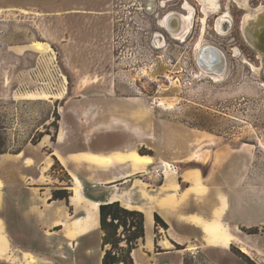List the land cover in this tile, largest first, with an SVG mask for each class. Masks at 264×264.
Wrapping results in <instances>:
<instances>
[{"label": "rangeland", "instance_id": "374dc122", "mask_svg": "<svg viewBox=\"0 0 264 264\" xmlns=\"http://www.w3.org/2000/svg\"><path fill=\"white\" fill-rule=\"evenodd\" d=\"M262 26L264 0H0V148L127 146L145 164L186 151L203 175L213 164L211 180L233 179L245 209L231 246L264 264V51L251 43ZM208 46L224 55L218 74L199 66ZM3 194L0 163V264H99V231L67 247L59 228L28 239L4 220ZM156 239L135 264H246L230 247L182 252Z\"/></svg>", "mask_w": 264, "mask_h": 264}, {"label": "crops", "instance_id": "0c3cea01", "mask_svg": "<svg viewBox=\"0 0 264 264\" xmlns=\"http://www.w3.org/2000/svg\"><path fill=\"white\" fill-rule=\"evenodd\" d=\"M9 136L15 138L10 131ZM15 141L7 144L8 149L0 155L3 213L8 226L25 232L28 239H37L35 233L39 231L59 228V232H64V247L76 244L84 236L99 231V205L116 201L143 213L146 234L142 246L147 253L155 247L154 235L157 244L179 245L184 247L182 252L194 247L229 249L239 235L234 228L238 230L244 225L236 219L245 205L240 202L238 192L237 197L233 196V179L220 183L211 180L213 164L203 175L201 169L194 167L196 164H190L196 161L180 158L186 151L177 157L153 152V163L145 164L136 162L133 148L127 146L111 152L85 149L67 153L61 146L44 143L32 148L24 145L11 152L10 146H15ZM54 158L70 177V187H62V183H67L52 170ZM160 163L175 164L177 170L166 171L164 176L155 174L153 171ZM11 167L18 173L16 184L10 176ZM58 188L71 191L68 205L65 201H50L52 191ZM232 196L236 199L233 202ZM235 204L239 208L234 209ZM154 214L164 220L167 230L155 227ZM148 230L152 231L149 237ZM176 231L188 232L190 240L181 239ZM236 245L249 255L243 245Z\"/></svg>", "mask_w": 264, "mask_h": 264}, {"label": "trees", "instance_id": "16d2710c", "mask_svg": "<svg viewBox=\"0 0 264 264\" xmlns=\"http://www.w3.org/2000/svg\"><path fill=\"white\" fill-rule=\"evenodd\" d=\"M5 150L0 148V155ZM55 159L52 166H60ZM67 177V185L62 187H70V177L64 172ZM71 191L67 188H58L52 191L50 201H65L68 205ZM154 225L157 228L164 230L168 229L164 220L154 214ZM99 232H100V250L102 252L99 264H135L132 253L140 244L144 243L145 224L144 215L142 212L123 207L119 202H106L99 205ZM258 229H254L249 234H257ZM178 249L184 247L175 245ZM230 250L242 259L246 264H254L246 254L240 252L239 249L230 246Z\"/></svg>", "mask_w": 264, "mask_h": 264}, {"label": "bare ground", "instance_id": "6f19581e", "mask_svg": "<svg viewBox=\"0 0 264 264\" xmlns=\"http://www.w3.org/2000/svg\"><path fill=\"white\" fill-rule=\"evenodd\" d=\"M214 7L217 8V5L214 4ZM167 26H168V23H167ZM256 35H258V36H257L255 42H251V43L253 44L254 48H256L258 51H261V50L264 51V26L259 28V30L257 29ZM220 54H221V56H220ZM217 55H219L220 58L222 57L223 62H224L223 54L216 49L208 48V49L199 50V53H198L199 66L203 70H205L206 72L210 71V72L220 73L221 70H223L224 63H223V66L221 67V69H219L220 58ZM214 65L218 66V68H216V66H214ZM210 66H214V68H210ZM83 81H84V83L86 82L85 80H83ZM195 154H196L195 157H191V160H199L197 153H195ZM148 161H149L148 163H152L151 160H148ZM76 182H77V180H76Z\"/></svg>", "mask_w": 264, "mask_h": 264}, {"label": "built area", "instance_id": "2783aa9c", "mask_svg": "<svg viewBox=\"0 0 264 264\" xmlns=\"http://www.w3.org/2000/svg\"><path fill=\"white\" fill-rule=\"evenodd\" d=\"M175 171V169L173 167H171L170 164L168 163H160L159 168H156L153 172L155 174L164 176L166 171Z\"/></svg>", "mask_w": 264, "mask_h": 264}, {"label": "flooded vegetation", "instance_id": "af4514ba", "mask_svg": "<svg viewBox=\"0 0 264 264\" xmlns=\"http://www.w3.org/2000/svg\"><path fill=\"white\" fill-rule=\"evenodd\" d=\"M211 12H212V11H211ZM219 12H220V11H219ZM217 13H218V12H217ZM253 47H254V46H253ZM200 48H201V47H200ZM200 48H199V50H201V49H202V50H203V49H208V48L216 49V48H214V47H209V46H208V47H202L201 49H200ZM255 49H256V48H255ZM216 50H218V49H216ZM256 50H257V49H256ZM218 51H219V50H218ZM198 53H199V52H198ZM221 53H222V52H221ZM223 56H224V55H223ZM214 66H216V65H214ZM214 66H210V68H214ZM216 68H218V66H216ZM216 70H217V69H216ZM221 71H222V70H221ZM209 73H210V74H218V72H210V71H209Z\"/></svg>", "mask_w": 264, "mask_h": 264}, {"label": "water", "instance_id": "95a60500", "mask_svg": "<svg viewBox=\"0 0 264 264\" xmlns=\"http://www.w3.org/2000/svg\"><path fill=\"white\" fill-rule=\"evenodd\" d=\"M219 58H220V56H221V54H220V56L219 55H217ZM223 58L221 57L220 58V60H219V69H221V67L223 66Z\"/></svg>", "mask_w": 264, "mask_h": 264}]
</instances>
